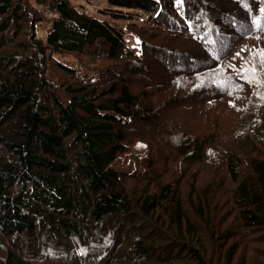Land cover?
I'll use <instances>...</instances> for the list:
<instances>
[{
  "label": "trees",
  "instance_id": "trees-1",
  "mask_svg": "<svg viewBox=\"0 0 264 264\" xmlns=\"http://www.w3.org/2000/svg\"><path fill=\"white\" fill-rule=\"evenodd\" d=\"M105 1V18L146 16L132 29L177 73L171 90L108 20L70 0H0V264H257L258 251L264 264V0ZM184 32L198 51L166 43ZM66 53L107 64L81 77ZM51 64L76 80L59 87ZM205 93L238 115L179 122ZM134 138L165 140V161L111 168Z\"/></svg>",
  "mask_w": 264,
  "mask_h": 264
},
{
  "label": "rangeland",
  "instance_id": "rangeland-1",
  "mask_svg": "<svg viewBox=\"0 0 264 264\" xmlns=\"http://www.w3.org/2000/svg\"><path fill=\"white\" fill-rule=\"evenodd\" d=\"M74 5H78L79 7H83L84 10L88 13H91L95 16H98L101 19L108 20V22L115 24L120 29H122L124 38L126 40L127 46L134 50L136 55L143 57V54L146 56V61L148 63V67L151 70V77L154 78L155 76L161 77L162 82L168 87L169 90L172 88L170 87V84H174V79H176L177 73L175 74V70H165L162 68V65L160 64V61L158 62L157 59L159 57H153L151 58L149 54L145 51V49L142 48L141 40L142 38L137 34V31H140L141 29L137 27V29H132V27H135V23L138 24L141 28L149 29L151 26H147V20L146 16L143 17V19L137 20V22H134V24L129 21H122V20H111L108 18H105L101 16L100 10L105 9L108 7L109 4L106 3L105 0H70ZM34 2V0H33ZM83 5V6H81ZM110 6V5H109ZM54 17L56 15L54 12H50L48 10L45 11L44 14V20L38 25L37 34L40 38L46 39L49 31L52 28V21L54 20ZM137 32V33H136ZM185 35H179L176 38H171L168 43L169 45L177 48H187L189 50L198 51L199 47L194 42V33H186ZM141 34L144 35V33L141 31ZM146 39H148V36H145ZM149 40V39H148ZM150 41V40H149ZM151 43H158L159 45L162 44L159 41H150ZM149 43V42H148ZM249 46V45H248ZM248 46H243L239 52H247L245 49ZM250 49L252 50L253 47L251 46ZM55 59L57 61H60L62 63H65L74 69L78 73L81 74V77L87 76V77H94L97 71H100L102 67H105L107 63H103L101 65V62L94 63V59L90 57L85 56H79L72 53H66V54H56ZM176 64L179 65V62L176 61ZM183 69V65L177 67V69L181 68ZM89 70H88V69ZM189 71L193 69L192 66H189L187 68ZM162 71L164 72L165 76H161ZM183 71V70H182ZM187 73V72H186ZM175 74V75H174ZM182 74H185L182 72ZM170 75L171 79L173 81L169 80L168 77ZM49 79L52 82H55L59 84V87L66 84V83H72L76 80L74 78H71L70 76L64 74V72L59 71L55 68L54 64H51V69L49 70ZM145 78V76H144ZM147 80H149V77H146ZM158 79V78H157ZM206 79L210 80V78L206 77ZM191 79H187L184 83L189 84ZM142 84H144V81L140 84L141 87H144ZM145 85V84H144ZM193 86V85H192ZM153 87H156L153 85ZM166 88L163 89L166 93H170L169 90ZM149 89H159V88H152V87H146ZM222 88H226V86H223ZM241 90L237 87L235 89V98L237 104H243L244 98L241 96ZM246 92L243 93L245 95ZM66 100V98H63ZM186 102H188V105L184 107V113L179 117L178 113V120L179 122L186 123L190 128H197L198 125H201L200 118L202 120L214 118L219 119L222 122H228L230 123L232 119H234L238 114H234V110H232L227 104L226 101L223 98L215 97L210 93H205L204 95H200L195 100L191 97ZM242 107V106H241ZM202 108V111H201ZM178 110L172 111L171 113L174 115L177 113ZM207 112H210L211 114H208ZM164 123V122H163ZM155 124V123H154ZM156 125V124H155ZM155 125H152L151 127L155 129ZM150 127V126H149ZM148 128V127H147ZM135 133V130L133 131V134ZM149 133V132H148ZM144 134L146 138H149V134ZM151 137V135H150ZM158 139V145L159 150L155 145H152V148L148 145V143L141 138H134L132 143L130 144L128 152L124 155H120L117 161H115L111 168L116 169L118 171L122 172H141L147 168V164L156 163L157 161L164 162L167 158L165 150V143L164 141H159ZM104 165V162L102 166ZM140 173L136 174L139 175ZM255 249V248H254ZM252 254V253H251ZM257 258L256 263L259 264V251L258 256L253 257Z\"/></svg>",
  "mask_w": 264,
  "mask_h": 264
},
{
  "label": "snow or ice",
  "instance_id": "snow-or-ice-1",
  "mask_svg": "<svg viewBox=\"0 0 264 264\" xmlns=\"http://www.w3.org/2000/svg\"><path fill=\"white\" fill-rule=\"evenodd\" d=\"M262 30H264V29H262ZM259 55H260L261 59L264 60V52H261ZM244 71L250 73V78L248 79L247 82L252 83L256 78V67H255V65H253L249 69H245ZM256 82L259 83V81H256ZM262 98H264V97H262Z\"/></svg>",
  "mask_w": 264,
  "mask_h": 264
},
{
  "label": "bare ground",
  "instance_id": "bare-ground-1",
  "mask_svg": "<svg viewBox=\"0 0 264 264\" xmlns=\"http://www.w3.org/2000/svg\"><path fill=\"white\" fill-rule=\"evenodd\" d=\"M125 146V145H124Z\"/></svg>",
  "mask_w": 264,
  "mask_h": 264
}]
</instances>
